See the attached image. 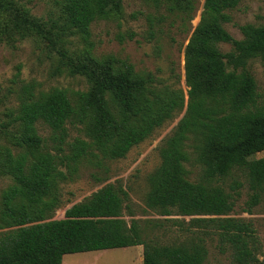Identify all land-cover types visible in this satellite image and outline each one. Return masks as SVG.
Wrapping results in <instances>:
<instances>
[{
    "label": "trees",
    "instance_id": "16d2710c",
    "mask_svg": "<svg viewBox=\"0 0 264 264\" xmlns=\"http://www.w3.org/2000/svg\"><path fill=\"white\" fill-rule=\"evenodd\" d=\"M146 1L183 19L192 18L194 0ZM239 2L204 1L185 47L186 102L182 89L156 87L152 74L136 72L127 60L94 55L93 22L121 18L123 0H60L59 19L37 17L17 0H0V42L27 37L45 41L57 54L56 70L84 75L90 83L86 90L70 92L61 87L37 91L35 84H26L18 109L7 113L19 131L13 134L17 152L0 145V174L13 179L2 192L0 264H62L67 253L139 244L144 245L143 264H203L202 246H157L146 241L138 222L124 218L127 192L122 186L108 184L67 208L63 218L49 216L58 202V181L72 176L83 159L123 157L185 106L160 149L161 165L150 177L147 203L163 214L173 208L194 216L189 220L196 226L213 225L237 264L258 261L252 244L255 228L231 216L232 195L220 186L191 181L185 166L192 147L208 179L234 169L246 175L253 190L249 211L264 200V156L253 158L264 150V104L246 69L249 57L264 53V25L244 24L240 27L244 37L234 38L224 23L231 20L227 10ZM147 18L155 23L153 15ZM70 36L80 38L83 49L71 51ZM221 42L235 50L224 53L218 47ZM11 123L0 122V136L10 133ZM40 123L51 129L53 148L40 134ZM68 123L80 125L84 137L69 143ZM241 186L235 181L232 188Z\"/></svg>",
    "mask_w": 264,
    "mask_h": 264
},
{
    "label": "rangeland",
    "instance_id": "374dc122",
    "mask_svg": "<svg viewBox=\"0 0 264 264\" xmlns=\"http://www.w3.org/2000/svg\"><path fill=\"white\" fill-rule=\"evenodd\" d=\"M31 13L43 19H59L60 0H17ZM205 0H194L191 19H183L166 10L155 7L146 0H123L124 14L119 19H98L92 24V40L95 43L94 55L103 57L114 54L127 60L140 74L153 75L154 85L158 88L182 89L186 96L189 86L185 80V47L192 31L200 21ZM231 20L224 27L236 39L244 37L241 26L244 24L264 25V0H240L238 5L227 10ZM148 14L153 15L155 23L151 25ZM164 16L162 21L159 17ZM150 30L154 35H150ZM134 33L130 37L131 33ZM119 34L124 38L119 39ZM84 43L76 36H70L67 47L71 51L83 49ZM218 47L224 53L235 50L230 43L221 42ZM57 54L47 42L36 37L15 40L12 43L0 42V122L11 123L8 111L17 110L23 95V86L33 83L37 91H48L54 87L68 91L86 90L90 83L84 75L71 74L66 70H56ZM231 67V66H230ZM246 69L255 78L258 85V101L264 104V53L249 57ZM186 111L179 109L143 141L134 145L123 157L108 159L85 158L78 164L77 171L57 183L58 202L50 212L51 219L63 218L67 208L90 198L95 192L108 184L122 186L126 190L124 218L129 222H138L143 238L157 246H184L186 248L202 246L206 257L203 264H237L228 244L221 241L219 231L213 226H196L190 218L170 209L163 214L161 209L147 203L150 190V177L161 165L160 149L173 133L177 123ZM80 125L68 123V138L72 142L77 136L84 137ZM40 134L48 147L53 148L51 129L44 123L38 125ZM10 133L0 136V145L11 147L17 152L13 134L19 131L17 124L7 128ZM65 152L68 147L64 146ZM53 151V150H52ZM196 154L190 147V160L186 162L187 177L194 182H203L210 187L220 186L232 195L235 202L230 213L238 219L251 222L255 228V253L258 261L250 264H264V200L248 210L250 189L246 175L232 170L227 175L208 179L203 166L196 160ZM264 156V150L253 158ZM67 171V167L59 164ZM235 181L243 186L232 188ZM13 183L11 176L0 174V207L2 192ZM124 205V206H125ZM144 245L115 247L105 250H90L68 253L63 256V264H143Z\"/></svg>",
    "mask_w": 264,
    "mask_h": 264
},
{
    "label": "crops",
    "instance_id": "0c3cea01",
    "mask_svg": "<svg viewBox=\"0 0 264 264\" xmlns=\"http://www.w3.org/2000/svg\"><path fill=\"white\" fill-rule=\"evenodd\" d=\"M106 249H112V248H106ZM99 250H105V249H99ZM90 251V250H89ZM74 253H77V252H74ZM68 254V253H67ZM65 255V254H64ZM63 255V256H64ZM62 264H63V259H62Z\"/></svg>",
    "mask_w": 264,
    "mask_h": 264
}]
</instances>
